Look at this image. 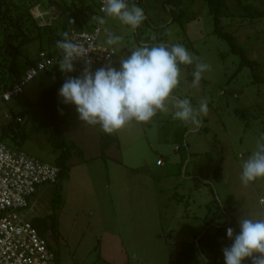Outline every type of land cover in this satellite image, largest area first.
I'll return each instance as SVG.
<instances>
[{"label": "rangeland", "instance_id": "rangeland-1", "mask_svg": "<svg viewBox=\"0 0 264 264\" xmlns=\"http://www.w3.org/2000/svg\"><path fill=\"white\" fill-rule=\"evenodd\" d=\"M136 5L146 19L135 30L101 14L106 23L97 47L111 52L112 65L119 68L120 57L130 55L137 46L183 44L210 65L197 87L192 86L194 65H181V81L173 93L189 98L194 106L207 98L209 112L200 118L202 126L173 119L170 106L169 112L158 113L148 123H133L107 134L105 138L114 141L101 151V137L106 134L98 125L81 122L75 105L62 103L57 92L59 129L82 155L69 161L59 189L54 184L39 186L29 207L17 215L31 222L56 214L57 233L44 234L56 264H175L185 245L195 247L200 264H225L222 249L232 243L226 229L232 227L238 234L241 215L264 218V179L247 186L240 181L242 163L264 135V84L254 83L251 68L239 69V55L214 33L213 17L202 0L185 5L182 24L170 23L162 0H141ZM228 5L234 13L233 4ZM32 15L43 25L65 18L56 8H36ZM221 24L247 57L259 63V74L264 77V18H222ZM105 29L122 40L107 45ZM37 49L38 42H34L22 53L34 58ZM83 67L74 63L75 71L64 73L62 84L70 76H80ZM100 67L91 65L93 72ZM57 81L41 72L19 96L9 102L0 100V134L11 114L22 112L26 127L35 126L43 117L41 94ZM180 131L184 146L176 151L180 144L175 134ZM17 149L55 164L56 155L42 134L32 135ZM159 158L164 166L157 165ZM54 196L60 199L55 205Z\"/></svg>", "mask_w": 264, "mask_h": 264}, {"label": "clouds", "instance_id": "clouds-1", "mask_svg": "<svg viewBox=\"0 0 264 264\" xmlns=\"http://www.w3.org/2000/svg\"><path fill=\"white\" fill-rule=\"evenodd\" d=\"M101 11L132 30L140 27L146 19L144 10L135 3L129 6L127 0H102ZM91 19L99 25L106 23L101 16ZM105 31L107 45H116L122 40L121 36ZM58 35L62 37L55 45L62 52L58 63L60 71L72 73L77 59L84 62L80 76L66 78L58 90L62 103L75 105L81 122L98 125L105 134H114L133 123H148L158 113L169 112L171 106L173 119L195 127L202 126L200 118L209 112L207 98H202L194 106L189 98L181 99L173 93L181 81V65H194L191 73L193 87L199 86L210 65L189 52L183 44L140 45L130 50V55L120 57L119 68L114 67L109 59L105 67L93 72L92 61L84 59L87 52L83 45L75 42L67 31ZM257 179H264V135L242 163L240 174L244 186ZM238 225V234H234L232 227L226 229L227 238L232 243L222 249L225 264H243L246 259L251 264H264V218L241 215Z\"/></svg>", "mask_w": 264, "mask_h": 264}, {"label": "trees", "instance_id": "trees-1", "mask_svg": "<svg viewBox=\"0 0 264 264\" xmlns=\"http://www.w3.org/2000/svg\"><path fill=\"white\" fill-rule=\"evenodd\" d=\"M202 1L213 17L214 33L228 42L231 52L239 55V69L241 67L251 68L254 73V83L264 84V77L259 74L258 70L260 68L259 63L247 57L244 49L236 43L235 36L230 32L224 31L221 24L222 18L263 19L264 0ZM194 2L195 0H162L165 10L171 15L170 23L179 22L181 24L184 23L185 5H193ZM228 2L233 4L234 13L230 11ZM40 7L44 10L56 8L60 10L65 18L62 20L50 19V23L43 25L39 18H35L32 15V10ZM93 16H101L98 0H0V94L9 90L24 76L25 72L35 64L36 56L39 52L44 51L49 56L62 57L61 50L55 46L56 41L62 38L58 33L65 31L70 33L73 29L91 31L97 25V22L91 19ZM194 18L195 16L193 15L189 19L187 18L186 22ZM69 21L72 23L70 24ZM34 42H38V49L34 58L23 55L22 49ZM45 72L57 77L58 81L41 94L39 106L43 113L42 119L32 128H28L23 121L24 114L22 112L11 114L1 125L0 141L7 142L10 148L20 150L17 149L18 146L23 145L32 135L42 134L51 147L52 152L56 155L54 166L59 168V173L54 185L59 189L63 178L70 168L69 161L72 157H80L82 154L73 143L68 142L64 138L58 126L56 96L62 86L65 74L60 71L59 65H55ZM17 118H20L21 121H17ZM183 136L184 133L181 131L175 134V142L180 144V147H176V151H179L184 146ZM105 137H108L107 134L101 137V151H104L109 146V143L114 141L112 137ZM214 171L218 173L217 179H220L218 168ZM57 201L59 202L60 199L54 196L52 204L55 205ZM31 224L43 238L47 231L52 232V235L57 233V217L55 213L33 218ZM222 229L218 228L224 234L225 232ZM179 254L181 258L175 264H200V258L193 245H185Z\"/></svg>", "mask_w": 264, "mask_h": 264}, {"label": "built area", "instance_id": "built-area-1", "mask_svg": "<svg viewBox=\"0 0 264 264\" xmlns=\"http://www.w3.org/2000/svg\"><path fill=\"white\" fill-rule=\"evenodd\" d=\"M139 0H127L129 5ZM99 2L101 11L102 0ZM103 25L91 31L71 30V38L83 45L87 52L84 59H90L91 65L105 67L111 52L97 47L96 42ZM61 57L49 56L41 51L36 56L35 64L9 90L0 94V100L9 102L22 93L23 87L36 77L58 65ZM74 63L84 65L83 59ZM17 121H21L17 118ZM158 166H163L158 159ZM59 168L34 158L21 150L8 147L0 141V264H56V256L49 248L45 238L40 236L30 221L23 215H17L29 207V200L43 184H54L57 181Z\"/></svg>", "mask_w": 264, "mask_h": 264}]
</instances>
